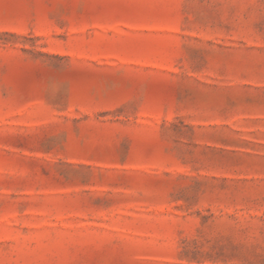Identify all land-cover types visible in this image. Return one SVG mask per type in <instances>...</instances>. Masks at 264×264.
<instances>
[{
  "label": "rangeland",
  "instance_id": "rangeland-1",
  "mask_svg": "<svg viewBox=\"0 0 264 264\" xmlns=\"http://www.w3.org/2000/svg\"><path fill=\"white\" fill-rule=\"evenodd\" d=\"M0 264H264V0H0Z\"/></svg>",
  "mask_w": 264,
  "mask_h": 264
}]
</instances>
